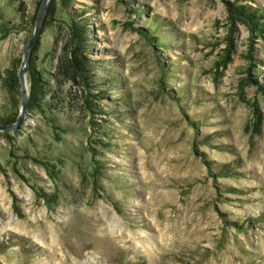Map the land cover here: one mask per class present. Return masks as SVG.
Here are the masks:
<instances>
[{"label":"rangeland","instance_id":"374dc122","mask_svg":"<svg viewBox=\"0 0 264 264\" xmlns=\"http://www.w3.org/2000/svg\"><path fill=\"white\" fill-rule=\"evenodd\" d=\"M41 2L0 0V124ZM26 79L0 264H264V0H51Z\"/></svg>","mask_w":264,"mask_h":264},{"label":"water","instance_id":"95a60500","mask_svg":"<svg viewBox=\"0 0 264 264\" xmlns=\"http://www.w3.org/2000/svg\"><path fill=\"white\" fill-rule=\"evenodd\" d=\"M50 1L51 0H42L40 8L36 16V20L33 26L30 39L24 47L23 58L21 61L19 72H18L20 82H21V89H22V99H21V107H20L19 114L15 122L9 123V124H0L1 130H12V129L18 128L21 122L25 118V114L29 106V90L27 87L26 70L28 68V62H29V58L31 54V49L38 38L40 28L43 23V20L47 12V8L49 6Z\"/></svg>","mask_w":264,"mask_h":264},{"label":"trees","instance_id":"16d2710c","mask_svg":"<svg viewBox=\"0 0 264 264\" xmlns=\"http://www.w3.org/2000/svg\"><path fill=\"white\" fill-rule=\"evenodd\" d=\"M240 12L250 17L253 22L252 24H254V26L257 24L256 28H260V25L256 23L255 13L244 12L243 10H240ZM71 31L72 37L70 38V43L66 46L67 48L70 45V48L69 50L66 48L63 50L66 59L64 61L66 63L65 66H67V68L70 67L75 75L84 77L85 73H87V62L81 48L82 42L85 41L84 30L77 22H73ZM159 40L160 39H156L155 43L157 44L160 42Z\"/></svg>","mask_w":264,"mask_h":264},{"label":"bare ground","instance_id":"6f19581e","mask_svg":"<svg viewBox=\"0 0 264 264\" xmlns=\"http://www.w3.org/2000/svg\"><path fill=\"white\" fill-rule=\"evenodd\" d=\"M27 87L29 88V84H28V82H27ZM29 90V89H28ZM150 246V249H151V251L153 252V250H152V245H149ZM155 253V252H154Z\"/></svg>","mask_w":264,"mask_h":264}]
</instances>
